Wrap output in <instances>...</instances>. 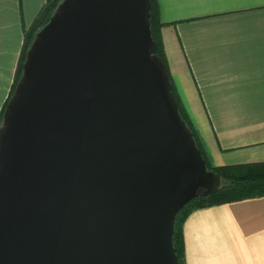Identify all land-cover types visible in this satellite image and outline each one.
<instances>
[{"label":"water","instance_id":"1","mask_svg":"<svg viewBox=\"0 0 264 264\" xmlns=\"http://www.w3.org/2000/svg\"><path fill=\"white\" fill-rule=\"evenodd\" d=\"M150 0H61L0 125V264H179L178 212L216 192Z\"/></svg>","mask_w":264,"mask_h":264},{"label":"crops","instance_id":"2","mask_svg":"<svg viewBox=\"0 0 264 264\" xmlns=\"http://www.w3.org/2000/svg\"><path fill=\"white\" fill-rule=\"evenodd\" d=\"M47 0H0V117ZM169 75L215 166L264 162V0H156ZM185 264H264V196L192 210Z\"/></svg>","mask_w":264,"mask_h":264},{"label":"trees","instance_id":"3","mask_svg":"<svg viewBox=\"0 0 264 264\" xmlns=\"http://www.w3.org/2000/svg\"><path fill=\"white\" fill-rule=\"evenodd\" d=\"M61 0H47L43 8L38 13L37 17L34 19L30 28L24 34L23 46L19 58V62L16 68L15 78L11 87V91L7 100L5 101L3 108L1 110L0 125L2 122V116L4 109L15 89V86L22 74V66L25 61L26 52L30 47L36 33L43 27L51 15L53 14L55 8ZM150 30L153 40L157 44V55L162 59L165 64L166 70L168 71L166 56L163 47V41L161 37V27L164 25L160 21L158 5L156 0H150ZM172 83V92L178 102L179 113L183 120L186 122L188 128L193 133V137L197 147L200 149L202 156L206 162L208 170H212L220 176L221 184L216 192L212 195L206 197L197 198L186 204L183 209H181L174 222V235H173V245L178 256L179 264L184 263V248H183V238H182V223L189 212L192 210L208 207L212 205H218L227 202L239 201L246 198L260 197L264 196V162H254V163H243V164H233V165H223L215 166L213 165L201 144V141L195 131V128L187 114L183 104L180 102L179 96L176 92L175 86Z\"/></svg>","mask_w":264,"mask_h":264}]
</instances>
